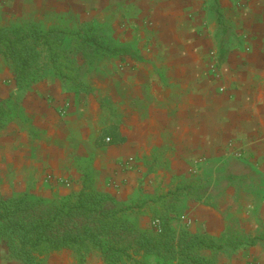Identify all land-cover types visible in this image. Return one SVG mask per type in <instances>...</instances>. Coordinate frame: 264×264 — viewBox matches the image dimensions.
Wrapping results in <instances>:
<instances>
[{
	"label": "crops",
	"instance_id": "crops-1",
	"mask_svg": "<svg viewBox=\"0 0 264 264\" xmlns=\"http://www.w3.org/2000/svg\"><path fill=\"white\" fill-rule=\"evenodd\" d=\"M132 2L139 9L135 24L147 26V36L119 26L120 13L109 6L124 0H0L2 25L11 15L30 13L52 17L53 24L115 19L120 45L139 37L145 47L140 55L131 49L132 56L103 58L85 74L87 88L76 93L56 79L20 90L0 82V99L19 95L41 128L40 142L17 122L0 128V193L24 191L32 181L41 191L76 188L75 161L94 157L98 186L119 201L184 186L185 204L199 208L206 233L234 238L240 230L231 225L238 224L248 234L253 222L264 225V0H221L223 21L237 22L245 51L223 48L229 29L217 22L208 0ZM219 46L225 57H215ZM67 176V185L55 181ZM208 182L212 198H206ZM236 208L246 211L236 214ZM261 243L246 245L229 263L261 261Z\"/></svg>",
	"mask_w": 264,
	"mask_h": 264
},
{
	"label": "trees",
	"instance_id": "trees-1",
	"mask_svg": "<svg viewBox=\"0 0 264 264\" xmlns=\"http://www.w3.org/2000/svg\"><path fill=\"white\" fill-rule=\"evenodd\" d=\"M208 6L223 25L221 0H208ZM118 42L112 24L94 19L65 18L47 26L33 20L0 25V59L16 89L48 73L69 92L86 89L87 72L107 56L126 53ZM81 178L80 188L55 197L27 192L0 195V239L11 258L20 264H48L50 253L65 250L79 263L98 251L105 264H218L203 253L223 247L217 238L172 225L186 205L189 194L184 186L125 203L97 189L89 174ZM143 208L160 220L159 231L141 226ZM263 240L264 234H257L245 244Z\"/></svg>",
	"mask_w": 264,
	"mask_h": 264
},
{
	"label": "rangeland",
	"instance_id": "rangeland-1",
	"mask_svg": "<svg viewBox=\"0 0 264 264\" xmlns=\"http://www.w3.org/2000/svg\"><path fill=\"white\" fill-rule=\"evenodd\" d=\"M132 1L133 0H124L125 5L124 4H114V5L111 4L109 6V10L113 14L120 13L119 15L122 18L121 21H119L120 27H122L124 29H128V30H136L137 29L141 33L140 34L141 36L142 35L147 36L150 34V29L147 26L143 27L142 25L138 26V24H135V19L140 18L138 16L139 9L137 8V6L134 5L135 3H133ZM238 5L243 6V1L238 3ZM206 6L209 8L208 5H206ZM90 7H91V5H89L88 9H90ZM222 13H223V8H222ZM37 17H38V19H40L42 21L43 25H45V26L53 24V22H54L52 17H49V16L44 17V15H41V14H34V13L31 14L30 13V14H26L23 16L11 15L8 23L24 21V20H26V21L32 20V19L37 18ZM256 18L260 19V16L257 15ZM109 19H110L109 21H111L112 17ZM71 22L72 21H67V25L71 26V24H70ZM106 22L108 23V19ZM111 24H112V26L117 25V24H115V19H113L111 21ZM236 24H237L236 21L231 22L228 19L223 21V25H225L229 30L225 33L226 36L223 37V40L221 42H224L223 48L226 47L227 50H229L231 48L240 47L241 50L245 51V46L248 44V42H245L246 38L244 36V33L243 34L239 33L238 27ZM0 25H2V24H0ZM4 25H7V24H4ZM138 38L139 37L135 38L133 41H131V43H126V44L122 45L123 48L126 50L125 55H131L130 54L131 49H134V52L132 54L135 55V53H137V55L138 54L140 55L141 51L145 49V47L141 43H139V42H143V41L139 40ZM223 48L220 46L218 47V50L215 53V57L219 58L220 54H221V56L225 57V55L223 54V53H225V51H224L225 49L222 50ZM214 59L217 60V58H214ZM0 72L2 73V77L0 78V82L2 81L3 83H11L12 86L14 87L13 80L11 78V74L9 73L7 67H5L3 65L1 59H0ZM44 78H46L47 80L56 79V77H54L53 74L48 73L44 77H42V78L36 80L35 82L31 83L27 87L41 86V81ZM56 80H58V79H56ZM18 90H20V89H18ZM0 100H4V102L2 103L3 105L0 108V123L2 124V127L8 125L9 123L17 122L18 125L21 127V129H23L24 131L27 132L30 140H35V141L40 142L41 141V128L33 125L31 117L28 115V113L26 112V110L22 106L23 100L20 99V96L16 95L14 92H11L7 97L0 99ZM33 102H35V100ZM33 102H31V103H33ZM35 104H37V102H35ZM88 131H90L93 134L92 128H89ZM101 136L104 137V134H101ZM75 162H76V164H75L76 170L79 173V177L77 178V181H76V184H77L76 188H73L70 190L67 189L66 191H64V190L59 191V190H53V189L41 191V183L37 184V183H35V181H32L31 183H29L30 186H27L24 191H13L10 194H7V193L1 194L0 193V195L10 196V195H13L16 193L27 192V193H30L33 195H38V196H43V197H55L58 195L69 193L70 191H73V190L80 188L81 182H82L81 177L85 174H89L92 177L93 184L97 189L103 190L100 186H98L97 174H96V171L94 169V163H95L94 157L77 159ZM48 179H50V177ZM39 180L40 179L38 178L37 181H39ZM55 181H57L59 183H64L67 185L72 181V179L67 176V178L55 179ZM220 183L222 185H225V180H223ZM236 184L237 183H235V186H236ZM210 185H212V184L210 182H208L207 188H206L207 192L209 191ZM207 192H206V194H207L206 198H212L213 191H209V193H207ZM211 201L212 200H210V199H206V201H205V203H207V205L209 207H211V208L208 207L209 210L213 209V205H211L212 204ZM247 209L250 210L252 208L249 207ZM142 210L144 213H143L141 220H140L141 226L144 228H152L156 231H159L161 228L160 220L158 219L160 222V228L158 229L153 224V220H154L153 219L154 217H152L153 212L151 210H149L148 208H143ZM198 210H199V208H195L192 211V209H190L187 205L181 207V210L178 211L179 215L178 216L176 215L174 217V219L172 220V225L177 229L186 228L187 230H189L191 232H196V233L206 231L205 228L203 227V225L201 223H199V221L197 219V211ZM238 211H239V213H242L243 211H246V210L242 209V208L237 209L236 214ZM253 212H254V215L257 213L256 208ZM229 225H231V224H229ZM242 225L244 226L245 224H242ZM232 227L235 229V231L240 230L239 234L234 238H229V237L225 238L224 236L218 237L217 240L223 244V247L220 250H204L203 251L204 255L209 257L212 261H216L218 264H220L218 258L222 253L221 261L223 262V264H230L229 262L231 260V257L234 255L240 256V251L246 246L245 243H247L250 240V237H252L253 235H257V234H264V225L257 223V222L252 223V225H251L252 231H250V232L248 231V234L244 233L243 232L244 227L243 228L239 227L238 224H232L231 228ZM231 228H229V229H231ZM242 234H244V235H242ZM211 237L216 238L214 236H211ZM260 246L262 248H264V240L262 241ZM234 257H237V256H234ZM262 261L264 262V259H262L261 261L254 260L253 262L251 261V263H249V264H264ZM47 262H48V264H105L103 262L102 256L100 255V253L98 251L90 252L86 256V259L83 263L77 262V260L73 257V255L68 251H65V250L55 251V252H52L48 255ZM0 264H20L17 260L10 257L9 251L5 245L4 240H2V239H0Z\"/></svg>",
	"mask_w": 264,
	"mask_h": 264
},
{
	"label": "built area",
	"instance_id": "built-area-1",
	"mask_svg": "<svg viewBox=\"0 0 264 264\" xmlns=\"http://www.w3.org/2000/svg\"><path fill=\"white\" fill-rule=\"evenodd\" d=\"M109 140H110V139H109L108 137L105 138V141L108 142ZM153 224H154V226H155L156 228H158V229L160 228V222H159L158 219H154V220H153Z\"/></svg>",
	"mask_w": 264,
	"mask_h": 264
}]
</instances>
